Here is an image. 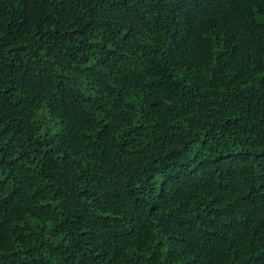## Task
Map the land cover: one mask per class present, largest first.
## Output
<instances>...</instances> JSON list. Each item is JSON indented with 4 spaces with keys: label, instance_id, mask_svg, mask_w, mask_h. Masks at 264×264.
<instances>
[{
    "label": "trees",
    "instance_id": "trees-1",
    "mask_svg": "<svg viewBox=\"0 0 264 264\" xmlns=\"http://www.w3.org/2000/svg\"><path fill=\"white\" fill-rule=\"evenodd\" d=\"M0 264H264V0H0Z\"/></svg>",
    "mask_w": 264,
    "mask_h": 264
}]
</instances>
